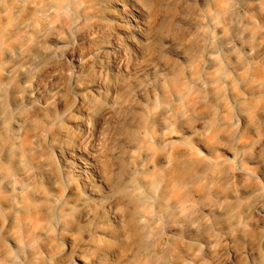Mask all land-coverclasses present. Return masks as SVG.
<instances>
[{
  "label": "bare ground",
  "instance_id": "1",
  "mask_svg": "<svg viewBox=\"0 0 264 264\" xmlns=\"http://www.w3.org/2000/svg\"><path fill=\"white\" fill-rule=\"evenodd\" d=\"M29 1L16 0L14 6L18 9ZM181 2L186 7L192 0ZM36 3L33 18L15 24L12 44L4 46L6 35L0 34V107L5 105L12 88L17 108L26 103L38 111L32 116L13 118L0 113L2 123L11 118L4 135L0 132V211L5 205L15 212L33 205L41 214L29 218V223L37 226V235L46 236L55 224L68 226L72 222L69 213L62 211L68 200L72 203L70 212L77 209L81 221L95 218L96 203L101 201L116 226L100 227V239L89 235V245L96 250L92 261H86L75 250L82 264L110 262L118 254L119 244L128 246L127 257L139 258L133 264H166L184 246V231L209 224L205 220L195 226L192 202L180 191L192 182V172L178 181L174 179L169 188H161L166 174L177 169L182 160L175 163L177 159L169 151L175 134L170 123L158 126L157 122L168 114L180 115L182 108H144L139 107L137 100L168 80L163 72L167 63L158 58L139 67L135 56L154 50L166 36L171 16L169 0ZM90 5L94 11L87 14ZM252 5L258 6V0L226 2L218 8L219 16L209 15L204 26L217 28L216 36L204 27L195 28L202 36L200 71L217 67L224 82L231 84L232 78L225 72L243 75L253 60L264 61V29L255 34L247 28L252 21L247 16ZM188 14V10L184 11L180 20L187 19ZM83 19L94 22L71 42L67 35L79 30ZM193 33L188 31L184 38L191 40ZM60 43H66L59 55L62 64L48 63L46 79L39 81L35 75L37 66L58 54ZM187 71L192 76V69ZM194 80L202 87L207 84L201 76ZM74 93L77 99L73 98ZM181 93L173 92L176 97ZM200 125L205 127L206 121L201 120ZM26 129L36 142L23 148L21 134ZM263 149L264 137L256 145V151ZM53 155L61 163L60 171L55 169ZM31 159L36 162L28 163ZM205 163L214 168L206 179H216L217 167L227 160L206 158ZM258 169L264 171V155L258 160ZM148 171L151 175L146 174ZM256 174V170L248 168L231 170L226 179L232 184V197L237 199L242 193L260 190L254 183ZM44 184L56 193L48 196ZM40 197L47 202L38 205ZM233 206L234 202L222 199L203 210L224 216ZM252 211L264 216V194L253 204ZM161 220L166 221L167 227L157 243L152 231ZM13 238L17 244L22 243L17 235ZM69 241L73 248L74 239L69 237ZM260 241L264 242V234ZM62 255L60 251L52 258ZM10 262L15 263L16 259L11 258ZM218 262L234 264L228 256L220 257Z\"/></svg>",
  "mask_w": 264,
  "mask_h": 264
},
{
  "label": "rangeland",
  "instance_id": "2",
  "mask_svg": "<svg viewBox=\"0 0 264 264\" xmlns=\"http://www.w3.org/2000/svg\"><path fill=\"white\" fill-rule=\"evenodd\" d=\"M39 1L41 0H30L17 9L14 6L16 0H0V28L4 29L3 32L2 28L0 29L2 32L0 34L6 35L3 40L6 42L4 46L12 44L16 38L13 29L16 23L27 18L31 20L29 18L35 13V5ZM231 1L237 0H192L185 7L181 0H169L171 16L166 36L159 41L154 50L135 56L139 67L158 58L168 66L163 69L164 74L168 76L167 82L152 88L144 96H138L139 107L160 109L168 105L182 108L180 115L168 114L157 122L158 126L165 122L170 123L175 134L169 151L172 150L176 161L182 160L183 164L175 161L179 163L177 169L166 174V180L162 181L161 188L163 186L169 188L174 179L178 181L192 172V182L180 191L192 202L195 212L192 222H195V226L202 225L205 220L209 221L207 226L202 225L198 230L184 231L181 234L183 241L185 240L184 246L166 264H223L218 262L223 256L230 257L234 264H264V242L260 241L261 235L264 234V216L252 211L253 204L264 194V171L258 169V160L264 155V149L261 152L256 151V145L264 137V61L253 60L243 75L225 72V75L232 78L231 84L224 82L223 74L217 67L200 71L203 59V50L200 48L202 36L195 28L204 27L210 35L216 36L219 33L218 29L212 25L204 26V23L211 14L219 16L218 8ZM258 2V6L252 5L247 12V16L252 18L247 28L255 34L264 29V0ZM91 7L90 5L86 10L87 14L93 13L94 8ZM186 9L189 12L188 17L181 21L180 16L187 11ZM93 20L83 19L80 29L67 35V39L71 42L77 40V37L93 24ZM190 30L194 33L192 39L187 41L184 35ZM169 36H174V39ZM65 44L60 43L58 54L52 55L37 66L35 75L39 81H45V66L48 63L62 64L59 55L65 49ZM188 69H192V76ZM197 76L204 77L207 84L203 87L198 85L194 80ZM10 89L11 94H7L5 105L0 107V113L5 112L12 118L38 113L26 103L22 108H17L14 102V89ZM174 90L182 91L180 97L173 94ZM73 98L77 99L76 93ZM10 119L4 123L0 122L2 135ZM201 120L206 121L205 127L200 125ZM186 128H192V131H186ZM30 132L29 129L22 132L20 147L24 148L31 142H36V139L30 136ZM52 158L57 163L55 169L60 171L61 163L58 157L53 155ZM206 158L214 161L227 160L226 164L217 167L216 179L205 177L214 169L205 163ZM32 160L28 163L36 162ZM241 168L257 171L254 183L261 189L242 193L235 199L232 197V184L226 178L231 170ZM148 173L149 171L146 174L151 175ZM43 188L48 196L56 193L54 188L46 184ZM100 189L103 187L100 186ZM222 199L234 202L229 214L220 216L203 210ZM45 202H47L45 197L37 199L38 205ZM67 202L68 205L66 204L62 211L69 213L68 217L72 222L68 226L55 224L51 227L50 234L46 236L37 235L35 232L37 226L29 223V218L41 214L33 205H27L17 212L7 205L3 206L0 211V264H82L76 258L75 250L82 254L86 261H92L96 256V250L89 245V235L93 234L95 238L100 239L103 237L99 231L100 227L116 226V223L110 220L108 208L101 201L96 203L95 218L89 221H81L77 209L70 212L69 205L72 203L71 200ZM166 227V221L161 220L153 228L152 236L157 243L160 242ZM15 235L22 239L20 245L13 238ZM69 237L75 241L73 248ZM126 246L118 245V254L110 261L112 264H133L139 259L127 257ZM60 251H63L64 255L52 258ZM11 258H15L16 262L11 263ZM140 260L146 258L141 257Z\"/></svg>",
  "mask_w": 264,
  "mask_h": 264
}]
</instances>
